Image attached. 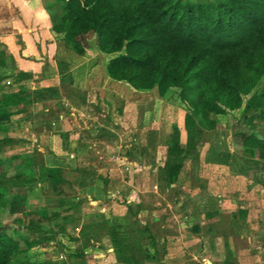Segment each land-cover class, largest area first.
<instances>
[{
  "label": "trees",
  "instance_id": "16d2710c",
  "mask_svg": "<svg viewBox=\"0 0 264 264\" xmlns=\"http://www.w3.org/2000/svg\"><path fill=\"white\" fill-rule=\"evenodd\" d=\"M42 1L52 30L75 55H97L111 81L136 93L156 90L161 99L184 110L186 139L182 141L181 131L173 123L165 140V163L158 167L161 182L177 183L186 160L216 164L230 182L238 180V167L246 157L264 162V0ZM1 46L0 42V204L9 187L37 186L44 206H27L19 218L61 221L42 241L21 237L0 223V264H92L87 261L88 254L110 247L95 236L107 229L113 245L109 251L116 261L144 264L119 255L123 252L119 244H129V236L109 220L83 223L76 235L66 231L67 223L80 221L74 213L81 203L68 205L73 213L63 212L67 207L59 187L71 184L65 176L69 172L74 173L78 184L93 172L80 168L75 154L68 153L73 144L70 131L55 132L59 141L55 140L52 150L12 155L10 165H6L1 154L12 124L30 125L36 113L34 106L59 99L60 93L56 85L46 84L51 79L46 74L33 79V75L20 71L12 52ZM6 78L13 81L2 83ZM30 79L35 86L23 84ZM92 107L106 124L126 128L121 124L125 102L115 105L97 99ZM231 123L238 127H231L228 137L222 134V138L227 137L226 142H219L222 145L210 141L201 144L205 134L229 129ZM90 137L110 139L104 130ZM130 153L126 151V155ZM208 203H199L192 214H202L205 220L217 217L216 203ZM187 216L190 220L189 213ZM238 216L244 219L246 209L231 214L232 227ZM136 227L140 237L150 242L145 246L137 242L133 247L142 260L160 262L168 252L166 242L158 245L156 233L147 225ZM190 230L197 234L202 227L192 224Z\"/></svg>",
  "mask_w": 264,
  "mask_h": 264
},
{
  "label": "rangeland",
  "instance_id": "374dc122",
  "mask_svg": "<svg viewBox=\"0 0 264 264\" xmlns=\"http://www.w3.org/2000/svg\"><path fill=\"white\" fill-rule=\"evenodd\" d=\"M0 42L6 50L12 52L20 71L33 75V79L42 73L46 74L54 79L46 81V84L56 85L60 93L59 99L46 102L51 105L47 112H44V107L42 108L40 103L39 106H34L33 110L36 113L30 125L12 124L8 132L10 138L5 141L1 154L6 165H10L12 155H29L33 150L41 152L52 150L55 140L56 143L59 141L54 137L55 132L61 130L72 132V129H76V132H70L73 144L68 153L75 154L77 165L82 169L93 171L89 177L83 178L81 184L76 182L74 173L69 172L65 176L72 179L74 184L59 187L65 197L69 195L75 201H65L67 204L64 207H67V211L63 212L73 213L69 206L72 203H81L78 212L74 213L80 221L67 223L66 231L76 235L83 223L109 220L111 225L123 228L129 236V244L123 242L119 244L123 249V252H119V255H123L122 258L128 256L130 260L142 261L144 264H211L212 258L209 254L218 246L215 242L214 248L210 247L209 242L199 246L201 241L197 238L199 233H192L190 225L202 224V220L199 221L202 214L196 216L192 213L198 210L199 203L204 205L209 202L210 205L213 200L217 208L224 207L221 211L229 214L234 206L228 202L225 204V200L229 198L238 202V190L240 194L243 193L247 185L244 182L238 184L236 179H231L230 182V178L222 173L223 168L222 170L221 167L214 166L216 164L203 160L201 162L186 160L175 184L168 185L160 181L158 167L165 163V140L173 123L178 125L182 141L186 139L184 110L170 100L161 99L156 90L136 93L122 84L111 81L105 76L103 60L97 55L91 54L86 57L75 55L65 46L61 35L52 30L51 18L44 9L42 0H0ZM9 81L13 80L6 78L1 82ZM23 84L35 86L36 82L30 79ZM97 99L109 100L115 105L125 102V114L122 115L123 120L121 118V124L126 127L125 129H116L113 124H106L92 107V102ZM48 112L52 115L49 122L51 128L46 132L47 137L38 139L36 143L44 147V142L49 141V146L45 144V148L40 147L39 150L33 146L36 140L34 134L36 129H42V126L39 124L36 126L34 123L37 124L40 118L47 117L45 113ZM235 125L231 123L229 129L205 134L201 144L202 141H210L216 146L222 145L219 142L224 140L226 142L228 135H231V127ZM102 130L110 139H100L105 143H97L96 146L102 154H97L90 160L93 161L91 162L93 167L85 168L88 160L82 157L84 156L82 153L76 151L78 145L73 139L77 137L76 133L79 131L90 138V135H98ZM223 133H227V137L222 138ZM126 151H131V156L126 155ZM202 156L203 151L201 158ZM261 171L264 173V168H261ZM39 189L37 186H33L32 189L25 187L6 189V193L10 194H6L0 204V223L3 227H12L21 237L40 241L44 239L46 233L58 229V222L61 221L59 219L39 222L37 218H34L35 220H28L30 217L24 220L19 218L27 206H44L45 199ZM257 193L254 191L253 197L257 200L262 199L261 194ZM247 194L248 192L246 198L243 195L240 199L243 206L250 203L245 200ZM84 197L87 200H83ZM129 206L132 208L131 211ZM226 206L228 208H225ZM48 207L58 209V206ZM53 211L50 210L51 213ZM137 225L141 227L147 225L153 230L158 245L163 246L162 241L166 242L168 252L160 262L142 260V255L133 247L137 242L141 246L150 242L148 238L140 237ZM202 228L205 230L206 225ZM103 233L95 236L101 237L102 243L112 248L108 229ZM260 244L264 245V240ZM109 248L88 254L87 261L92 264H122L124 260L116 261ZM262 253L264 255V250Z\"/></svg>",
  "mask_w": 264,
  "mask_h": 264
},
{
  "label": "crops",
  "instance_id": "0c3cea01",
  "mask_svg": "<svg viewBox=\"0 0 264 264\" xmlns=\"http://www.w3.org/2000/svg\"><path fill=\"white\" fill-rule=\"evenodd\" d=\"M40 104H42V108L44 107V112H47L51 108L50 104ZM46 114L47 117L44 116L42 119L40 118L39 121H37V124L34 123L36 126H42V129H36V134H34L36 135V140L34 141V145L32 144L34 148L39 150H41L40 147H43V145L39 146L36 142H38V139L47 137L46 132H49L51 128V124L49 122L52 115L50 112L45 113V115ZM72 132H76V129H72ZM43 133L44 135H42ZM76 135L77 137L73 139L78 145L76 151L82 153V155H84L82 157L88 160L87 165L85 166V168H88L92 166L91 162L93 161L90 160L94 159L97 154H102L99 153L100 149L96 146V144L101 142L105 143V141L91 138L90 136V138H87L88 136L80 133V131L77 132ZM45 144L46 146H49V141L48 143L46 141L44 142L43 148H45ZM79 157H81V155H79ZM78 166L80 167V165ZM257 168L259 169L257 170ZM261 168H264V162L246 157L238 167V184L244 182L247 185L244 188L245 191L240 194V191L238 190V202L229 198L228 200H225V204L228 202L231 206H234L232 211H229V214H225L221 211L224 207H220L218 208L219 214L217 217L208 220L201 217L202 221H200L202 224L200 225H202V227L206 225V229L204 230L202 228V231L199 235H197V238L201 240L199 242V246L205 244L206 242H215L218 246L214 248L213 244V248L215 250L209 254V257L212 258L211 264H264V255L262 253L264 245L260 244L263 243L264 240V173L261 171ZM68 180L72 183V185L74 184L72 179ZM254 191L261 194L262 199H255L252 195ZM246 192H248V194L247 199L245 200L250 203L243 206L240 199H242L243 195L244 198H246ZM64 199L65 201L68 200V202L72 200L69 195ZM71 202L75 201L72 200ZM64 203L67 204L66 202ZM227 206L225 208H228ZM240 209H246V216L244 219L239 218L238 216V220L233 222L234 226L232 227V221L230 220L231 214L236 213ZM162 242L165 244V241Z\"/></svg>",
  "mask_w": 264,
  "mask_h": 264
}]
</instances>
